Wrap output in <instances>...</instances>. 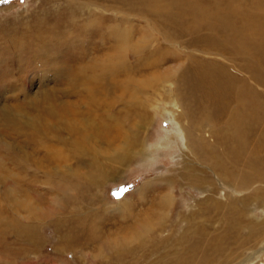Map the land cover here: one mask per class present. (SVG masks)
Instances as JSON below:
<instances>
[{
    "label": "bare ground",
    "instance_id": "obj_1",
    "mask_svg": "<svg viewBox=\"0 0 264 264\" xmlns=\"http://www.w3.org/2000/svg\"><path fill=\"white\" fill-rule=\"evenodd\" d=\"M119 2H121V4L129 11L134 12L139 17H143L144 21L148 23L146 25L147 27L109 29L107 26H97L91 30H84L85 26H77L74 20L77 12L70 11L67 16L68 19H60L56 23L54 22L55 24L52 23L53 25H43L38 29L44 31L42 37L48 35L56 39L54 41H50L52 44L42 43V37L41 35H38L37 37L32 38L33 44L37 46V49L29 51V44L22 45V49H24L25 53H20L19 55L26 57L24 59H20L15 54V58L20 60V66L30 64L32 58L35 56L43 55L45 57L46 55V58H52L54 60L52 68L55 72L54 78L57 84H59L61 80H68L70 83L66 86V88L59 90L41 89L39 95L37 97L34 96L35 98L26 94L27 96L24 95V97L26 96L27 99L22 101V107L20 106V101H18L16 104H9L0 110V124L2 127V129H0V135H3V137H5L7 140H10L12 143L17 144V146L20 145L18 150L12 147L13 150L9 152V148L11 146L3 145L0 142V154H3L4 156L3 157L0 155V188H2L4 191H7L5 198L9 204V206L5 207L6 204H3V198L0 195V254L2 257L6 258V255L15 251L17 254H23L25 258V256L28 257L32 252L38 254L43 250H48L49 248L51 255H44L43 257L37 255L40 258L35 255L34 257H36L37 260L48 264H65L62 262L64 261L62 256L66 253H69L71 254L70 257L72 261L82 260L83 262V260H85L83 249L88 248L89 245L100 243V245L106 244L110 248H117L119 251L117 255L120 258H124L127 253H130L131 250L142 249L148 244H151L152 247L156 245L158 248L159 245L166 243L168 244L170 241L169 239L173 237L176 227L173 225V223H171V227L169 228L171 231L170 236H168L167 239L158 238L156 242L157 244L153 243L155 236L159 235L162 230L167 227L165 225L166 221L164 219L165 214L155 212L151 216L140 220H127V222L133 221V223H128V227L123 226L121 228L122 238L119 239L120 242L118 244L116 243V240H112L110 238L104 241L100 240L101 237L99 233H101V229L98 222L100 214L94 213L89 205L86 204L83 206L80 204V202L84 200L83 193L79 191L80 185L82 183L79 184V182H76L73 184L71 177L69 178L68 176H62L61 178L64 179V184L58 189L55 188L61 198L48 199V197L45 198L41 196V194L34 192L37 190L35 189L34 181L32 182L29 180L30 182L26 181L25 183L18 182L14 176H16L18 173L27 172V166L31 168V165H33L35 162L33 160L36 159L35 155L39 156L41 154L43 156L42 157L40 155V161H44L46 158H51L50 161L56 162L57 160L61 159L60 155H57L58 152H55L53 147L47 148L45 146L47 137L49 135L48 132L51 133V137L55 142L54 144L57 146H59L58 144H61L62 146L74 144L75 147L77 146L76 143L78 141L75 143L74 140L78 138L84 140L85 137H87V132L92 135V138L95 136L98 137V134L100 133L99 131L102 129L104 130V134H102L103 132L101 133L103 136L102 140L107 145L110 144L113 139H119L120 142H122L123 139L122 145L125 147V149H129V146L131 145L134 146L137 138L133 137V141L130 142V140H128L127 134L129 130L127 132L124 130L125 132H123V129L119 126V124L110 126L107 121H104L106 120L105 117L107 115V111H102L101 114L97 116L94 114V111H92L91 107H93V105H97L100 107V109H105L116 102L123 103L124 97L122 98L121 95L114 96L111 101L108 100L109 103L107 102L106 98L110 93L111 95H115L116 92H121L120 94H127L129 86L128 81L131 79L128 76H130V74L132 75L134 72H138L142 69L144 70L143 67L145 65V67H147L146 69L150 67H153V69H160L162 68V65L165 63V61L166 63L181 61L182 63L185 62L186 64L188 61H197L200 64L199 66L195 67L202 68L199 71H202L201 74L203 76L204 69L209 68V70L213 71V69H210V67H207V65L205 66L203 61V58L205 57L201 56V52L224 50V46L223 48H220L221 46L218 43V47L213 43L216 41V39L215 41L213 39H207L208 35L205 37L206 40L199 39L200 42L196 41L197 43L193 42L188 45L189 41L191 40L189 38L194 37L192 36L193 34L198 35L197 37L200 36L201 38L203 32H207V34L214 38L218 35L220 36L221 32L225 33L229 31L225 34H229L227 36L229 39L227 38V40L229 41L230 45L228 43L227 45H229V47L231 46L230 50L235 53L232 54H234L236 57L240 56L247 60L250 51L248 49V44H252L251 42L253 35H255V28L256 26H264V0H119ZM102 18L103 16L100 17V19ZM150 19L154 21L157 28H154L152 27L153 25L149 24ZM122 21L125 22V20ZM158 26H162V28ZM65 28L72 29L73 34L68 36L67 33L61 31L58 32V30H63ZM91 35L92 38H95V41H91L92 38L87 42L83 41V38L89 37ZM154 35H156L157 38H155ZM135 36H137V38ZM262 40L264 41V39ZM108 43L111 44L110 47ZM152 44L155 45L154 47L152 46L153 49L151 50L150 46ZM232 45L234 48H232ZM195 47L200 49V51L192 49ZM92 52H101L103 57H90ZM66 54H70V56L73 55V57L70 60H67V64L64 68H61L58 66V64L63 62ZM86 58H91V61H86ZM102 59L103 61H100ZM118 59L121 60L117 61L116 63V60ZM241 59L242 58H240V60ZM245 59L243 61H245ZM131 61L134 62V65L131 66L132 68L129 65ZM87 62L89 63L87 64ZM216 64L217 62L214 65L215 69L218 68V70H220L226 67L224 70L235 78L234 81H232L233 78L231 79V84L228 83V81H226L223 76H219V74H216L215 76L210 74L212 75V78H217V80H219L218 77L223 79V83L226 81L225 85L227 83L228 85H231V88L233 86V89H229L226 85L224 89L225 91L227 90V93L229 90H231L230 93H233L229 95L231 96L229 99L231 105L227 101L229 103L227 104L229 105V109L227 108V111L225 110L227 112L225 113L228 121V129L226 130L229 131L228 136L227 134L226 136L228 137V142H230L232 145V151L230 150L229 153H226L225 158L222 155H216L215 153L217 152L211 149L209 145H207V148L204 140L200 138L198 140H194L192 137H190L188 132L186 133L187 135L185 136L187 137H185V140L187 139L188 142H192L190 144L188 143L189 145H186L185 149L191 150V148H193L194 151L192 152H194V154L199 157L200 161L202 160L203 162H208L209 166H206V170L211 174L210 179L206 172H204L202 175L201 171H199L201 173L198 174L195 173L194 170L185 169L187 173L192 174L189 175V177L187 176V182L190 187L193 189L202 190L207 184L209 185V189L207 187L208 190L207 195H205V200L203 199V202L200 201L201 203L198 202L197 210L190 212L187 215V217H189L186 219L190 220L192 217L201 215H209V217L211 216L214 218L217 217V220L222 221L225 224V228H223L225 229V238H227L230 233L241 235L242 226L244 227V230L246 229L245 219L248 217L250 209L247 205L248 203L243 202L245 198L236 200L233 196L242 194L244 192L247 193V190L249 191V189L252 188L255 183L264 182V171L261 167V169H259L258 167L254 166V153L249 152V147H251L250 143L252 140H250V138L253 135H258L261 137L259 134H255L256 131L252 132V130H256L261 126L264 129V107L257 106L254 98L255 93H253L250 87L251 85H249V78H251L250 74L252 72L250 70L252 66L249 61L243 63L239 69L235 67V64L233 66L229 64L225 67H221V64V66ZM229 66L233 68L234 72L231 73V68ZM241 68H245L242 71L246 70V72L242 73ZM184 71L187 70L184 68ZM216 71H214V73ZM236 71L242 73L243 76L235 75V73H237ZM169 73L170 71L168 70V77H171ZM7 74L8 76H0V92L4 90L1 93H4L6 89L15 87V81L12 78L15 76V73H13L9 68L7 70ZM225 75L227 74L225 73ZM254 77L256 78V76H253V78ZM3 85L6 86L3 87ZM19 90L21 92L23 91L24 93H27L26 89L21 90L19 88ZM220 90L221 89H219V91ZM177 91L178 89L176 88V94ZM76 95L79 97L83 95L88 96V100L83 102L86 107H89V114H85L86 119L82 118L83 112L78 108L76 111L77 119H75L73 123L69 125L68 130H65L63 127L64 131H62L57 129V127L52 126L55 125V123H65V121H67V112L65 110L67 103L64 102L63 99H71ZM220 95H222V93ZM99 97H103L105 101ZM210 99L209 101H211ZM15 101L16 99L14 102ZM135 108L137 109L138 107ZM206 111H204L205 114H202L201 117L206 116ZM139 112L137 113L138 115L141 114V112L140 114ZM256 112L260 113L257 114ZM205 118H202L199 124H203V120L206 122L207 120ZM207 119H209V117ZM203 126L197 125L196 127L202 128ZM112 127H114V130H112ZM191 128L193 127L191 126ZM194 130L196 129L194 128ZM84 131L87 132L84 133ZM221 131L223 132L224 129ZM112 132L115 133L113 136H110ZM63 134H66L70 140L68 141V138H65ZM223 134L220 133L219 135L223 136ZM193 136H195V134H193ZM1 139L2 136H0V140ZM71 140L73 141L71 142ZM124 140L126 142H124ZM23 149L30 150V153L25 154ZM122 150L118 155L120 160V162L117 163L118 165H128L130 162H133L130 160V158L136 160L135 153L129 152V154H125L123 156L122 153H124L126 150ZM75 151L78 150L76 149L72 151L71 156ZM81 154L83 155V158H88L89 162H87V165L89 164L88 166H90V168L89 171L86 170L87 172L90 173L91 170H95V168L98 167L97 160L96 162H90L89 160L95 159L94 152L88 153L86 150L84 154ZM139 154L140 156L142 155L141 153ZM144 155L146 156L147 152H145ZM85 161L83 160L80 162L85 163ZM225 162H227V164ZM259 163L261 164L260 161ZM37 165L40 164L37 163L36 167ZM107 165L110 167L111 163L109 162ZM70 167L71 166H69V171L71 170ZM111 168L114 169V167ZM32 169L34 170L33 167ZM14 171L17 173H14ZM193 173H195V175ZM55 175L56 174H53V176ZM99 176H101L100 173ZM89 178L91 180V177ZM212 179L221 186L218 185L219 187H217L213 183L214 181ZM152 183L153 182L146 184L144 183V185L139 190L143 191L148 186H152ZM225 188L228 189V192L226 193ZM77 194L78 196H76ZM226 194H228V196ZM19 195L21 196L19 197ZM257 195H260L262 198L263 194L261 191H252L246 200L250 201L254 196ZM170 196L167 193L163 197H160L157 203L159 208L164 207L166 209L171 206ZM261 198L258 200L261 201ZM223 199H226L228 202H223ZM119 204L121 207L127 209L126 200L124 198L119 201ZM12 210H14V213L11 212ZM237 210L238 212H236ZM152 216L155 219L151 218ZM186 221H184L186 227H189V231L191 230V233H188L187 235L185 234V236L182 237L179 236L180 241L184 239L186 246L181 247L180 252H176L178 254V257L176 256L177 258L175 257L166 264H191L195 255L199 256L197 258L198 264H205L209 252L218 254L221 249H224L221 243V239H223L222 235L224 233L221 234L220 238L212 236L205 242L203 241V227L197 225L195 230H193L191 229L190 224ZM248 222H251V220L248 219ZM46 225L53 230V234L50 238L42 237V233H44L43 231H46ZM127 229L129 232H125ZM181 232H183V230H181ZM153 233H155V236L152 235ZM101 235L107 236L102 233ZM150 235H152L151 239L147 243H143V241L145 242L147 240L144 239L146 237L149 238ZM246 235L244 240H246V237H248V234ZM256 235L258 234L256 233ZM7 237H13L14 239L11 243H9L6 241ZM133 243H135V245L132 247ZM177 243L179 244L180 242L177 241ZM102 247H104V245H102ZM258 252H264V248ZM37 260L32 261L28 259L27 264H38ZM91 260L93 263L95 258H92ZM67 264H69V262Z\"/></svg>",
    "mask_w": 264,
    "mask_h": 264
},
{
    "label": "rangeland",
    "instance_id": "obj_2",
    "mask_svg": "<svg viewBox=\"0 0 264 264\" xmlns=\"http://www.w3.org/2000/svg\"><path fill=\"white\" fill-rule=\"evenodd\" d=\"M70 11L77 12L74 20L77 26H85L84 30H91L97 26H107L109 29H118L125 27L146 28V25L148 24L144 21L143 17H139L134 12L129 11L121 4V2H119V0H0V76H8L7 70L9 68L13 73H15V76L12 77L15 81V87L6 89L4 93H1L4 90L0 92V110H2L9 104H16L18 101H20V106L22 107V101L27 99V95L37 97L41 89L59 90L66 88V86L70 83L68 80H61V82L57 84L54 78L55 72L52 68L54 60L52 58H46V55L45 57L41 55L32 58L30 64H32L33 66L30 64L20 66V60L18 58H15V54L20 59H24L26 57H23V55H19L20 53H25L24 49H22V45L29 44V51L37 49V46L33 44L32 38L37 37L38 35H41L42 37L44 31L38 30L40 26L53 25L60 19H68L67 16ZM102 16L103 18L100 19V17ZM122 20H125V22H123ZM149 22V24L153 25L152 27L157 28L152 19H150ZM158 27L162 28V26ZM263 29L264 26H256L254 32L255 35H253V39L251 42L252 44H248V49L250 51L247 60L240 56L236 57L234 55L235 53L230 50L231 46L229 47L230 44L227 40V36L229 34H225L229 31L225 33L221 32V37L218 35L214 38L211 35L207 34V32H203L201 38L200 36L197 37L198 35L193 34L192 36L194 37L189 38L191 40L189 41V43L187 42L188 45L196 41L200 42L199 39L206 40L205 37L208 35L207 39H213L214 41L216 39V41L213 43L218 47L220 44V48H223V46L224 50L226 48L225 51L211 50L201 52V56L205 57L203 58L205 66L207 65V67H210V69H213V71L209 70V68L204 69L203 76L201 74L202 71H199L202 68L195 67L199 66L200 64L197 61H188L189 63L187 62V64L185 62L182 63L181 61L171 63H166L165 61V63L162 65V68L160 69H153V67L146 69L147 67H145V65L143 67L144 70L142 69L128 76L131 79H129V81L127 80L129 82L127 94H120L121 92H116L115 95H111L110 93L106 98L107 102L109 103V101H111L114 96L121 95L122 98L124 97L123 103L116 102L105 109H100L99 106L93 105L91 109L97 116L100 115L102 111H107V115L105 117L106 120L104 121H107L110 126L119 124V126L122 127L123 132H127L129 130L127 134L128 140H130V142L133 141V137L137 138L135 145L129 146V149H125V147L122 145L123 139L122 142H120L119 139H113L112 142L108 145L104 143V141L102 140V134H104L103 129L99 131L100 133L98 134V137L95 136L94 138H92V135L87 132L88 130L86 131L87 133L84 131L87 136L84 140L80 138L74 140L75 143L78 141L76 143L78 147H74V144L64 146L58 144L59 146H57L56 144H54L55 142L51 137V133L48 132L49 135L47 137L45 146L47 148L53 147L55 152H58L57 155H60L61 159L57 160L56 162L50 161L51 158H46V160L40 161L39 157H41L42 155H35L36 159H33L35 162L33 165H31L34 170L32 169V167L29 168V166H27V172L18 173L16 176H14V178H16L18 182L25 183L29 180L32 182L34 181L35 189L37 190L33 191L41 194V196L45 198L48 197V199L61 198L55 188L58 189L64 184V179L61 178L62 176H68L69 178L71 177L73 180V184L76 182H79V184L82 183L80 185L79 191L83 193L84 200H82L80 204L83 206L87 204L90 206L94 213L100 214L98 222L101 233L107 235L102 236L101 233H99L101 237L100 240L103 241L110 238L112 240H116V243L118 244L120 242L119 239L122 238L121 228L123 226L128 227L129 224L133 223V221L127 222V220H140L151 216L155 212L165 214L164 219L166 221L165 225L167 227H165V229H163L162 232L157 236H155V233L152 234L155 236V239H153L154 244H157L156 242L158 238L167 239L168 236H170L171 231L169 230V228L171 227V223H173V225L176 227L173 237L169 239V243H166L167 245H159L158 248L156 247V245L152 247L151 244H148L142 249L131 250L130 253H127L124 258H120L117 255L119 253L117 248L112 247V249L108 245L101 243L102 245H104V247H102L100 243H95L93 245H89L88 248H84L83 246V254L85 256V260H83V262L82 260L72 261L70 257L71 254L69 253H66L62 256L64 260L62 262H64L65 264H67L68 262L69 264H166L173 260L176 256L178 257L177 253L181 251V247L186 246L184 239L180 241L179 236L182 237L185 236V234L187 235L188 233H191V230L189 231V227H186L184 221L187 220L186 218L189 217H187V215L190 212L197 210V203L200 201L203 202L205 200V195H207V190L209 189L208 184L202 190H197L190 187L187 182V178L192 174L187 173L185 169L194 170V172L198 174L202 172V175L204 172H206L208 177L211 179V174L206 170V166H209L208 162H203L202 160L200 161L199 157H197V155L192 152L194 151L193 148H191V150L185 149L186 145H189L192 142H188L187 139L185 140V137H187L185 135H187L186 133L188 132L190 134V137H192L194 140H198L199 138L204 140L206 146L209 145L211 149L217 152L215 153L216 155H222L224 156V158L226 157V153H229L230 150L232 151V145L230 142H228L229 140L227 137L229 131L226 130L228 129L226 111L227 108L229 109V105L227 104L230 103L229 99L231 96L229 95H231L232 92L230 93L231 90H229L228 93L230 94H228L227 90L225 91L224 89L226 85L229 89H233V86L231 88V85H228L227 83L225 85V82L228 81V83H231V79L233 78L232 81H234L235 78L224 69L226 68L225 66L229 64L232 66L235 64V67L239 69L240 66L243 65V63L249 61L252 66L250 69L252 71L250 74L251 78H249V85H251V90L253 91V93H255V89H258L259 91L263 90V85H261L263 83H259L261 81L264 82V41L262 40L264 39ZM59 31L67 33L68 36L73 34L72 29L70 28L58 30V32ZM258 32L261 34H259ZM135 37L137 38V36ZM154 37L157 38L156 35H154ZM91 38L92 35L83 38V41L87 42ZM42 40V43L52 44V42L50 41H54L56 39L52 38L51 36L45 35L42 37ZM91 41H95V38H92ZM227 43L229 45H227ZM108 45L109 47L111 46L110 43H108ZM154 45L155 44H152L150 46L151 50L153 49ZM232 48H234L233 45ZM192 49L200 51V49L196 47ZM72 57L73 55L70 56V54H66L63 62L59 63L58 66L64 68L67 64V60H70ZM90 57L102 58L103 56L101 52H92ZM240 58L242 59L240 60ZM244 59L245 61H243ZM119 60L121 59L116 60V63ZM206 60L209 62H207ZM1 61L4 62L2 63ZM86 61H91V58H86ZM100 61H103V59ZM216 62V65H222L221 67L224 66L225 68H222L223 70L220 69L221 71L218 70V68L215 69L214 65ZM88 63L89 62H87V64ZM253 63L256 65H254ZM129 65L130 67L133 66L134 62L131 61ZM184 68L187 71H184ZM243 69L245 68H241V72H246V70L242 71ZM168 70L170 71L169 74L171 75V77H168ZM230 70L231 73L234 72L233 68H231ZM214 71H216L217 73H214ZM236 72L237 73H235V75L243 76L239 71ZM225 73L227 75H225ZM210 74H212L213 76L219 74V76H223L226 81L223 83V79L218 77V79L220 80L219 81L217 80V78H212V75ZM253 76H256V78H253ZM4 86L6 85H3V87ZM19 88L21 90L26 89L27 93H24L23 91L22 93ZM174 88L178 89L177 94L175 93ZM219 89L221 90L219 91ZM221 93L224 96L220 95ZM24 95L26 96L24 97ZM99 98L105 101L103 97ZM254 98L257 106L264 107V104L259 101L256 94ZM15 99L16 101L14 102ZM209 99L211 101H209ZM87 100V95H83L81 97L76 95L71 99H63V101L67 103V106L65 108L67 112V121H65V123H55V125L52 126L57 127V129L62 131H64L63 127L65 128V130H68L69 125H71L73 121L77 119L76 111L78 110V108L83 112L82 118L86 119L85 114H89V107H86L83 102ZM135 107L138 108L136 109ZM205 109L208 111H206ZM139 111L141 112V114ZM204 111H206L207 114L206 116L201 117L202 114H205ZM138 112L140 115L137 114ZM205 117H209V119ZM202 118H205L207 121L204 122L203 120V124H199ZM197 125L204 126L200 128L196 127ZM191 126L193 128H191ZM112 128V130H114V127ZM194 128L196 130H194ZM0 129H2L1 124ZM223 129L224 134L221 131ZM252 132H255V134H259L261 137H259L258 135H253L250 138V140L252 139L253 141L251 140V147H249V152L254 153V166L258 167L259 169L262 168V170L264 171V129L261 126L256 130H252ZM114 133L115 132H112L110 136H113ZM220 133L223 134V136L219 135ZM193 134H195V136H193ZM0 136H2L0 142L3 145L11 146L9 148V152L13 150L12 147L18 150V147L20 145L17 146V144L12 143L10 140H7L5 137H3V135ZM63 136L65 138L67 137L68 141L70 140V138L66 134H63ZM72 141L73 140H71V142ZM124 142L126 141L124 140ZM73 148H76L78 151H75L71 156V152L76 150ZM122 149L126 150L124 153H122L123 156L125 154H129V152H133L136 155V160L130 158V160H132L133 162H130L128 165H118L117 163L120 162L118 155ZM86 150L88 151V153L94 152L95 154V159H89L90 162H96V160L98 162V167H96L97 169L95 168V170H91L90 173L87 172L90 168V166H88L89 164L87 165V162H89L88 158H83V155L81 154H84ZM23 151H25V154L30 153V150L28 149H23ZM145 152H147L146 156L144 155ZM139 153H141L142 155L140 156ZM1 156H3V154ZM82 159L84 161L86 160L85 163L80 162L83 161ZM257 160H259L261 164ZM109 162L111 163L110 167H108L107 165L109 164ZM37 163H39L40 165H37L36 167ZM225 163L227 164V162ZM38 166H40L41 168ZM69 166H71L70 171ZM111 167H114V169ZM14 173L17 172L14 171ZM99 173L101 174V176L103 175L102 179L101 176H99ZM195 173L193 174L195 175ZM53 174L56 175L53 176ZM89 177H91V180ZM151 182H153L152 186H148L143 191L139 190L144 185V183L146 184ZM213 183L217 187H219L218 185H220L215 181ZM250 189L249 191L247 190V193L244 192L242 194L233 196L236 200L245 198L243 202H247V205L250 208L248 217L245 219L246 229L244 230V227L242 226L241 235L230 233L228 237L226 236L227 238H225V224L222 221L217 220V217L214 218L211 216L209 217V215H201L192 217L193 219L191 218L190 220L186 221L190 224V227L193 230H195L197 225L203 227V241L205 242L212 236L220 238L221 234L224 233L222 235L223 239H221L222 247L224 249H221L218 254L209 252L205 264H264V252H258L262 248H264V206H262L264 205V182L255 183ZM252 191H261V193L263 194L262 198L260 195H257L254 196L250 201H247L246 198H248L249 194H251ZM226 192H228L227 188H225V193ZM6 193L7 191H4L2 188H0V195L3 198V204H6L5 207L9 206V204L7 203V199L5 198ZM167 193L169 194V196L171 195V206L166 209L164 207L159 208L157 203L160 197H163ZM21 195H19V197ZM226 195L228 196V194ZM76 196H78V194ZM123 198L126 200L127 209L121 207V205L119 204V201ZM260 198L261 201L258 200ZM223 200V202L227 201L226 199ZM11 212L14 213V210H12ZM236 212H238V210ZM151 218L155 219L153 216ZM248 219H250L251 222H248ZM45 230L46 231H43L44 233H42V237L50 238L53 234V230L49 226H47ZM181 230H183V232H181ZM125 232H129V230L127 229V231L125 230ZM256 233L258 235H256ZM246 234H248V237H246L247 239L245 238L246 240H244ZM152 235H150L149 238L146 237V235V238L144 240H147L145 242L143 241V243H147L151 239ZM13 239V237H7L6 241L11 243ZM177 241L180 243L178 244ZM134 245L135 243L132 244V247ZM43 251H41L42 253L40 252L38 254L32 252L28 257L25 256V258L23 254H17L15 251L10 252L8 255H6V258L2 257L0 254V264H27L28 259L32 261L37 260V258L34 257L35 255H39L40 257H43L44 255H51L49 248L48 250L44 252ZM198 257L199 256L195 255L192 259L191 264H198ZM92 258H95L93 263L91 260ZM37 262L38 264H48L39 260H37Z\"/></svg>",
    "mask_w": 264,
    "mask_h": 264
},
{
    "label": "crops",
    "instance_id": "obj_3",
    "mask_svg": "<svg viewBox=\"0 0 264 264\" xmlns=\"http://www.w3.org/2000/svg\"><path fill=\"white\" fill-rule=\"evenodd\" d=\"M260 84L261 83H263V84H261V85H263V90L261 91H259L258 89H255V94H256V96H257V98L259 99V101H261V103H263L264 104V82L263 81H261V82H259Z\"/></svg>",
    "mask_w": 264,
    "mask_h": 264
}]
</instances>
